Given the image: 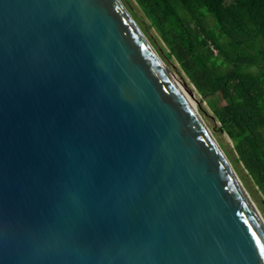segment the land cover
Returning <instances> with one entry per match:
<instances>
[{
	"label": "water",
	"instance_id": "obj_1",
	"mask_svg": "<svg viewBox=\"0 0 264 264\" xmlns=\"http://www.w3.org/2000/svg\"><path fill=\"white\" fill-rule=\"evenodd\" d=\"M0 264H264V219L121 0H0Z\"/></svg>",
	"mask_w": 264,
	"mask_h": 264
},
{
	"label": "trees",
	"instance_id": "obj_2",
	"mask_svg": "<svg viewBox=\"0 0 264 264\" xmlns=\"http://www.w3.org/2000/svg\"><path fill=\"white\" fill-rule=\"evenodd\" d=\"M134 1L168 48L164 57L214 108L264 197V0Z\"/></svg>",
	"mask_w": 264,
	"mask_h": 264
},
{
	"label": "rangeland",
	"instance_id": "obj_3",
	"mask_svg": "<svg viewBox=\"0 0 264 264\" xmlns=\"http://www.w3.org/2000/svg\"><path fill=\"white\" fill-rule=\"evenodd\" d=\"M121 2L131 15L136 14V16L132 15V17H134L135 21L139 24L170 71L173 72V75L181 85L190 102L196 106V109L201 115L202 119L226 153L233 167L236 169L238 175L240 176V181L243 187L264 219V197L258 187L255 185L246 168L239 161L238 154L235 150L232 139L226 133L221 131V124L215 117L214 108L210 105L208 100L204 99L199 93L196 85L191 82L178 61L175 58L166 59L164 57L165 52L163 47L166 48L165 44L162 42L157 31L152 27H148L149 21L140 11L136 2L134 0H121ZM166 51H168V48H166Z\"/></svg>",
	"mask_w": 264,
	"mask_h": 264
},
{
	"label": "built area",
	"instance_id": "obj_4",
	"mask_svg": "<svg viewBox=\"0 0 264 264\" xmlns=\"http://www.w3.org/2000/svg\"><path fill=\"white\" fill-rule=\"evenodd\" d=\"M213 48L215 49V47L213 46ZM216 50V49H215ZM216 52H218V50H216Z\"/></svg>",
	"mask_w": 264,
	"mask_h": 264
},
{
	"label": "bare ground",
	"instance_id": "obj_5",
	"mask_svg": "<svg viewBox=\"0 0 264 264\" xmlns=\"http://www.w3.org/2000/svg\"><path fill=\"white\" fill-rule=\"evenodd\" d=\"M192 105L194 106V104L192 103ZM194 108H196V106H194Z\"/></svg>",
	"mask_w": 264,
	"mask_h": 264
}]
</instances>
